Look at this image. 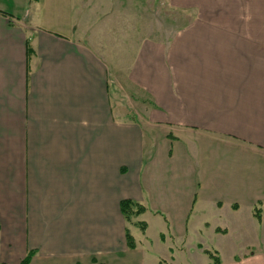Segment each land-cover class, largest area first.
I'll return each mask as SVG.
<instances>
[{
	"label": "crops",
	"instance_id": "crops-1",
	"mask_svg": "<svg viewBox=\"0 0 264 264\" xmlns=\"http://www.w3.org/2000/svg\"><path fill=\"white\" fill-rule=\"evenodd\" d=\"M60 2L55 30L46 0H0V264L132 263L150 251V210L185 240L228 235L214 220L240 210L241 155L264 161V0H165L185 22L134 47L128 78L150 104L133 117L111 94L87 0ZM123 199L145 211L127 221ZM218 258L264 264V251Z\"/></svg>",
	"mask_w": 264,
	"mask_h": 264
},
{
	"label": "rangeland",
	"instance_id": "rangeland-1",
	"mask_svg": "<svg viewBox=\"0 0 264 264\" xmlns=\"http://www.w3.org/2000/svg\"><path fill=\"white\" fill-rule=\"evenodd\" d=\"M53 1L55 0H46V9L42 12L41 20L53 23L54 29L60 30L63 29L61 25L67 16L62 10L61 0L59 4ZM87 2L86 17L89 23H92V17H95V27L92 30H98L95 46L109 63L108 83L111 94L116 95L120 107L127 111L129 116L133 117L135 110H138L136 114H143L144 104H150V100L128 78V59L140 40L145 37L166 39L179 24L185 22L184 18L181 13L168 8L165 0H87ZM84 12L82 9L83 14ZM241 160L244 164L243 174L246 172L247 175L244 177L247 190L240 200V210L233 214L224 208L220 216L214 220L220 226L229 228L228 235L205 234L203 230L197 229L190 232L189 238L185 240L181 237V228L173 223H164L160 214L150 210L145 216L149 224L147 235L150 251L146 252L145 257L135 258L132 263L207 264L210 258L203 251L197 250L198 242L202 244L200 247L203 246L222 258L248 251H264V197L259 196L263 201L260 208L262 223H258L251 213V202L256 198L253 194L254 188L262 186L264 189V161L251 154H242ZM256 168L263 171L262 178L256 176L254 171ZM262 188L259 190L262 191ZM243 189L245 191V188ZM257 206L259 205L256 204L255 208ZM133 233L136 239L141 237L139 229L133 228Z\"/></svg>",
	"mask_w": 264,
	"mask_h": 264
},
{
	"label": "trees",
	"instance_id": "trees-1",
	"mask_svg": "<svg viewBox=\"0 0 264 264\" xmlns=\"http://www.w3.org/2000/svg\"><path fill=\"white\" fill-rule=\"evenodd\" d=\"M120 211L123 214L124 218L129 221L133 216H138L139 214L145 211V207L139 204L136 201L130 199H123L120 201ZM236 206V205H233ZM254 215L257 219H260V210L257 208L255 209ZM138 225L141 230H144L146 227V223L143 221L138 222ZM126 243L129 248H134L135 243L132 235L129 233L128 230L125 232ZM200 247V246H199ZM204 252L209 256L212 260L209 264H218L219 258L215 253L211 252L210 250L205 249ZM30 259V253L19 263V264H27ZM160 264V263H158Z\"/></svg>",
	"mask_w": 264,
	"mask_h": 264
}]
</instances>
